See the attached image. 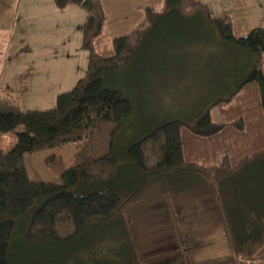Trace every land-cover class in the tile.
I'll use <instances>...</instances> for the list:
<instances>
[{
  "label": "trees",
  "instance_id": "1",
  "mask_svg": "<svg viewBox=\"0 0 264 264\" xmlns=\"http://www.w3.org/2000/svg\"><path fill=\"white\" fill-rule=\"evenodd\" d=\"M54 4L58 10H85L80 30L87 70L47 109L22 106L25 77L18 87L0 85V141L4 132L16 131L13 148L0 147V264H146L129 209L159 199L172 208L175 195L201 186L216 190L231 250L193 257L189 235L207 237L215 224L201 204L191 202L172 210L179 263H264V60L254 61L264 57V26L236 36L231 15L213 16L198 0H165L143 6L145 17L137 26L112 36L102 0ZM192 18L203 20L218 55L206 54L211 45L205 47L189 30L187 36L174 29ZM164 40L176 55L156 52ZM228 45L249 51L253 59L245 70ZM207 59L210 64H203ZM137 61L140 75L150 62L155 70H176L178 81L201 89L210 74L213 99L196 115L162 114L144 129L134 127L132 97L111 76ZM177 67L192 75L184 77L186 70ZM202 67L209 71L199 82ZM150 73L163 81L162 71ZM66 144L75 146L69 159L58 153L46 158L61 180L32 179L26 156Z\"/></svg>",
  "mask_w": 264,
  "mask_h": 264
},
{
  "label": "rangeland",
  "instance_id": "2",
  "mask_svg": "<svg viewBox=\"0 0 264 264\" xmlns=\"http://www.w3.org/2000/svg\"><path fill=\"white\" fill-rule=\"evenodd\" d=\"M113 1L106 0L109 18L108 31L112 36L129 32L143 20L145 11L141 9L143 6L139 9L137 5L147 6L152 3L162 4L165 2V0H115L118 1L115 2V7ZM198 1L205 7L210 2L208 0ZM0 3V10L3 11V14H0V85H12L11 82H13L18 87L26 78L28 89L21 100L25 109H47L55 106L57 95L73 88L87 70L88 52L82 48L79 39L80 28H76L74 25L76 17L67 18L61 14L60 10L54 11L52 0H20L18 20L15 25H12L13 11L17 5L16 0H0ZM81 9L84 11L83 8ZM195 9L205 13V10L200 7H195ZM195 9L193 8L192 11L195 12ZM66 22L73 25L63 29L61 25ZM57 24L60 26H56ZM233 24H235L234 21ZM174 29L186 31L187 36V30H189L192 36L202 38L203 43H206L205 47L211 45L210 51L205 48L206 54L213 53V56L219 54L216 48L213 50L212 44L215 39L210 36L211 33L202 19L180 20ZM234 33L236 36H242V29L238 24ZM187 36H184V39ZM169 43L168 40H164L158 47L161 50L156 51L158 54H162L163 58L166 53L172 54L171 56L176 55L175 51L167 49ZM176 44L178 43L176 42ZM22 46H25L26 49L19 51ZM27 48H31V50ZM32 48L34 53H32ZM233 48L228 45L227 52L231 51L232 59L235 56V60L240 63L242 59V70H245V63L253 58H250L247 49ZM177 51V55L182 54V50ZM255 57V63L264 60V57ZM205 62L210 64L208 59L202 63L205 64ZM154 65L156 64L150 62L146 64L143 67L146 72L142 68L140 75L137 61L128 71L111 76V80L123 85L132 97L136 108L131 123L134 127L144 129L154 121L156 116L162 114L163 116L180 114L184 117L196 115L213 99L214 91L212 88L207 89L212 76L208 74V68L204 67L203 69L202 67L199 70V82L204 74L209 75L208 78L204 76L206 87L202 85L205 89H201L196 88L192 83L187 82L186 84L184 80L178 81L179 78L174 77L172 73L176 70L163 72L164 69L155 70L157 67L154 68ZM176 69L186 70L184 77L192 75V73L188 74V69L183 70L181 67ZM151 71H162L163 81H159V75L152 77ZM170 88H172L171 91ZM167 90L170 92H165ZM152 99L153 103H151ZM212 114L217 120L221 118L217 109H212ZM15 142L16 131L4 132L1 136L0 147L8 151L13 148ZM74 150V144H66L61 149H48L28 154L26 161L31 178L60 181L61 178L49 169L46 158L49 154L58 153L69 159ZM191 202L201 204L211 223L215 224L213 233L207 237L199 236L200 233L189 235L186 245L191 250L193 257L201 260L223 256L230 252L231 248L226 240L223 213L216 190L212 186H201L175 195L172 208L159 199L141 203L129 209L132 228L146 264H180L181 257L177 255L179 250L176 245V241L179 239L178 234L173 232V229L176 228L172 210L189 205Z\"/></svg>",
  "mask_w": 264,
  "mask_h": 264
},
{
  "label": "crops",
  "instance_id": "3",
  "mask_svg": "<svg viewBox=\"0 0 264 264\" xmlns=\"http://www.w3.org/2000/svg\"><path fill=\"white\" fill-rule=\"evenodd\" d=\"M208 1H210V2L206 6L208 7L210 13L213 16H218V15H223V14L231 15L233 18V21L235 22L234 30L236 29V26L238 24L239 27L242 29V36L247 35L253 28L264 26V18H263V16H264V0H208ZM102 2L104 5L106 16H107V27H109L108 8H107L108 4H107L106 0H102ZM113 2L115 5V2H118V1L114 0ZM52 3H53L52 8L54 9V11L58 10L54 4V0H52ZM0 5H1V3H0ZM19 6H20V0L17 2L16 9L14 8V11H13L12 25L13 24L15 25L16 21L18 20L17 15L19 12ZM142 6H146V5H137V8L140 9V7H142ZM115 7H116V5H115ZM81 8L82 7L79 5H71L64 10H60V12L63 16H65L67 18L68 17H76V20H74V25L76 28H80V24L84 21L85 16H86V13H84L85 10L83 11ZM0 14H3L2 9L0 10ZM72 25L73 24H69L66 22V23H64V25H61V26L64 29V28H66L68 26H72ZM254 25H256V26H254ZM56 26H60V25L57 24ZM245 33H247V34H245ZM79 39H80L81 44H82V33H81V36L79 37ZM24 47L23 46L20 47L19 51L26 49ZM27 49L31 50V48H27ZM34 52L35 51L32 48V53H34ZM11 83H12V86L16 85V83H13V82H11ZM261 264H264V263H261Z\"/></svg>",
  "mask_w": 264,
  "mask_h": 264
}]
</instances>
